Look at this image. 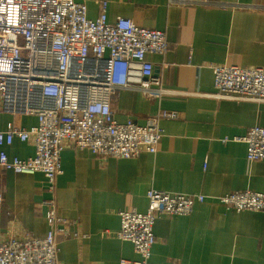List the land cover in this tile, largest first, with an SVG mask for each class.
<instances>
[{"label":"crops","instance_id":"obj_1","mask_svg":"<svg viewBox=\"0 0 264 264\" xmlns=\"http://www.w3.org/2000/svg\"><path fill=\"white\" fill-rule=\"evenodd\" d=\"M87 14L110 22L122 16L138 26L163 30L165 54H149L154 77L167 90L148 98L122 88L113 100L118 122L144 125L160 118L164 130L156 153L134 158L103 157L66 145L54 194L44 174L0 167V242L44 237L49 224L43 202L54 196L67 220L58 237L60 264H131L140 260L132 242L118 238L120 211L146 212L150 189L202 194L188 215H163L154 233L149 264H264V213L236 211L221 197L234 191L264 193V159L249 162L243 137L264 127V102L217 98L212 66L264 67V0H76ZM29 128L34 115L0 110V129L9 122ZM229 138V141H224ZM10 157L35 154L32 141L4 146Z\"/></svg>","mask_w":264,"mask_h":264},{"label":"built area","instance_id":"obj_2","mask_svg":"<svg viewBox=\"0 0 264 264\" xmlns=\"http://www.w3.org/2000/svg\"><path fill=\"white\" fill-rule=\"evenodd\" d=\"M107 9L108 2H101V14L92 19L86 4L76 0H0V110L38 119L29 128L11 121L0 129V167L44 174L51 194L63 172L61 152L67 144L103 157L154 154L164 136L160 118L178 115L163 112L144 125L133 119L116 121L112 103L122 88L138 89L148 98L167 92L154 77V64L147 56L165 54L169 42L163 30L138 26L130 18L119 16L110 22ZM212 69L217 98L264 102V67ZM15 139L32 141L35 154L10 157L4 146ZM231 140L247 144L249 162L264 159V127L253 126L245 136ZM147 198L146 212H119L117 236L132 242L141 257L125 263L149 264L157 219L188 215L205 196L150 189ZM221 201L238 212L264 213L262 192L234 191ZM43 205L47 234L1 241L0 264H60L58 237L67 220L59 215L54 196Z\"/></svg>","mask_w":264,"mask_h":264}]
</instances>
